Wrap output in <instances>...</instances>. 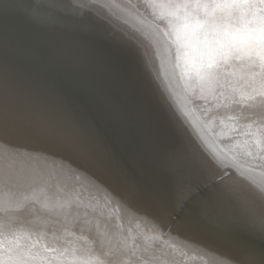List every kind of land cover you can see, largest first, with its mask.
<instances>
[{"label":"bare ground","instance_id":"6f19581e","mask_svg":"<svg viewBox=\"0 0 264 264\" xmlns=\"http://www.w3.org/2000/svg\"><path fill=\"white\" fill-rule=\"evenodd\" d=\"M100 1L0 0V179L10 178L0 180L10 186L0 196L11 225L0 228V240L13 242L37 222L46 239L38 231L23 239L45 248L43 264H68L69 257L99 264L118 256L101 233L117 232L113 240L122 246L134 227L165 238L163 264H194L189 253L210 264H264L263 148L244 142L252 165L236 143L204 134L182 103L180 85L189 82L175 81L168 58L111 33L124 28L147 38L139 21L124 14L135 24L125 27L102 6L118 9L113 1L127 0ZM90 172L106 186L86 178ZM30 195L55 201L21 211L16 202ZM116 215L127 223L118 231L109 223ZM83 232L98 235L85 243ZM1 245L18 253L14 242ZM0 264H7L1 256Z\"/></svg>","mask_w":264,"mask_h":264},{"label":"water","instance_id":"95a60500","mask_svg":"<svg viewBox=\"0 0 264 264\" xmlns=\"http://www.w3.org/2000/svg\"><path fill=\"white\" fill-rule=\"evenodd\" d=\"M95 1L101 3L100 0H94V2ZM113 2L117 5L118 9H114L108 4H102V6L107 8V11L111 13L113 17L121 18L122 25L125 27L132 28L131 25L134 23H131L132 20L127 21L124 19V14L125 16H131L135 21H139L140 23L138 22V24L143 26L138 25L135 27L143 28L138 29L140 30L138 34L143 37L147 35V38L144 40H146L147 43L151 42L153 47L149 50L143 38L141 41H139V38H133L135 36L124 28L118 30L108 27L111 33L118 35L121 39L126 37L135 43L138 48L139 42L142 51H145L147 54L153 52L156 55L158 51L161 58H168V64L171 66L170 70L172 71L173 67L175 72V75H173L175 81L180 80V83H182V76L189 82V85L186 83L180 85L187 97L184 100L181 96L182 103H185V108L189 107L190 110H192L194 118L200 122L198 126L201 131L214 140H216L214 138L215 136L223 139L227 143L234 145L236 143L237 148L246 153H240V156L246 159L244 162L254 165V161H252L250 157L251 155L246 151V148H251H248L247 144H244V142L259 143L260 148L264 150V43H237L231 35L234 29L227 19V10L219 8L198 9L197 12L200 18L207 22L202 29L196 32L194 37H189L188 32L190 30H185L182 27L186 22L184 19L185 14L188 13L189 10L178 6L195 2L211 5L213 0H127L124 3L123 1ZM124 4H127V6ZM83 6L85 10L98 15L107 22V20H105L90 4H83ZM257 8H264V5L258 4ZM107 11L104 13L107 14ZM205 12H207L208 15H204ZM104 13L102 15H104ZM252 13L256 16L264 15V12H259L256 9H253ZM143 18L154 25L145 22ZM191 19L192 17L189 15V21ZM95 20L103 24L101 21ZM232 23H235V21ZM103 25L106 26L105 24ZM144 28L145 30H143ZM229 44H231L232 47H229ZM175 81L173 80V83ZM174 85L181 90L177 82L174 83ZM171 104L172 106H178L175 102ZM182 111L186 116L191 117V112L188 114L184 110ZM172 113L174 112L172 111ZM206 124L209 125L211 129H209ZM210 132H214L213 135ZM252 150L255 149L252 148ZM77 158L82 160L85 159L81 155H77L76 159ZM88 162L89 161H84L83 164L88 165ZM73 168L79 169L78 166H74ZM93 171H95V168H93L92 172ZM92 172L85 174V177L91 180V182L99 180L102 188H104L106 182L104 183L103 177L97 174L99 178L96 176L97 179H93L94 175ZM73 176L68 174L69 179H73ZM80 178L82 179V177ZM4 179L10 178L2 177L0 180L3 181ZM73 180H76L80 185L85 184L84 181H79L77 179ZM9 187L10 186L5 184L1 186L0 189L6 190ZM40 196L42 195L26 196L16 203L23 208L21 211H27L31 208L37 210L38 208L47 207L50 205L47 204L48 202L55 201L50 196ZM1 199L2 196H0V228H10L11 225L7 223L8 221H3V217L4 219H8L9 217L5 213L6 208L9 206L3 205ZM67 211L69 210L67 209ZM92 216L93 218H100L99 215H95L94 213H92ZM29 223V225L22 228L21 233L15 232L16 236L13 242L18 246H16L14 251H18V253L0 249L1 259L7 264L10 263L6 261V258L12 264H43V261L45 262V258H43L45 253L42 254L45 248L40 247L36 240L27 241L28 238L26 240L23 239L24 236H29V234L37 231L40 232L41 238L46 239L44 231L41 228H33V226L39 223ZM109 223L115 226L116 231H118V228H125L127 225V223L117 215L111 218ZM143 227L145 226L141 225V229ZM146 230L151 232L149 229H145L143 232L136 230L134 227L127 228L125 234L128 236V239L123 240L122 238L125 237V235L122 236L120 241L125 242L122 243V246L118 245L119 241L113 240V237L118 235L117 232L111 234L101 233L107 238V241L109 240V244L104 247L118 256L113 258L102 257L99 264H139L136 260L137 257L142 258L143 264H163L161 263V254H159L158 249L161 248L163 243L165 245V238L159 235L149 237L146 234L148 233ZM102 232L108 231L106 228L102 227ZM97 235L98 234H94L93 232H83L78 236V239L87 243L86 241H88L89 238L92 239ZM84 236L85 240L81 239ZM50 239L51 238H48L47 240L50 241ZM95 240H97V238ZM95 240H93V242ZM147 240H151V242ZM13 242L10 239L5 242L4 238V240H0V244H2L1 248L5 247V244H11ZM150 244L152 246H150ZM131 247L140 248L133 249V251L129 253L132 249ZM144 249H149L148 251L151 253L142 254L141 251ZM167 250L169 253L175 252L170 248H167ZM26 254L30 256L26 257ZM189 254H186V256L194 264H210V262L200 258V260H195L198 256H190ZM123 259L125 261H123ZM66 262L68 264H88L83 259H78L77 257L66 258Z\"/></svg>","mask_w":264,"mask_h":264},{"label":"snow or ice","instance_id":"6c2138e0","mask_svg":"<svg viewBox=\"0 0 264 264\" xmlns=\"http://www.w3.org/2000/svg\"><path fill=\"white\" fill-rule=\"evenodd\" d=\"M264 5V0H213L211 5L200 4L199 2L179 5L188 9L185 14L186 22L182 25L188 32L189 37H194L199 29H202L206 20L200 18L197 12L200 8L227 10V19L232 24L234 32L231 34L237 43H264V15L256 16L253 9L264 12V8H257V5ZM251 13V15H250ZM189 15L192 19L189 21ZM204 15H208L207 12ZM235 21V23H232ZM229 47H232L229 44Z\"/></svg>","mask_w":264,"mask_h":264}]
</instances>
